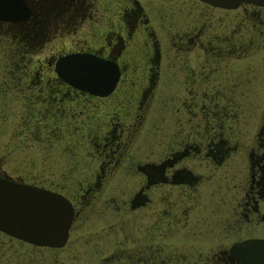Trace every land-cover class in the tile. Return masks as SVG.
I'll return each mask as SVG.
<instances>
[{"label":"flooded vegetation","instance_id":"af4514ba","mask_svg":"<svg viewBox=\"0 0 264 264\" xmlns=\"http://www.w3.org/2000/svg\"><path fill=\"white\" fill-rule=\"evenodd\" d=\"M21 1L29 9L25 19H0L3 48L23 57L58 38L65 47L47 64L64 53L90 52L114 62L118 77L100 96L69 85L53 65L46 77L36 75L57 81L50 90L60 94V110L81 115L74 103L89 102L81 117L89 112L93 120L88 125L80 117L89 128L80 138H91L94 153L81 179L72 163L60 183H32L69 202L63 243L36 245L0 231V264H264V5ZM252 93L261 105L246 103ZM180 94L176 104L161 103V96ZM151 96H159L152 111ZM95 116L105 118L102 127ZM117 176L128 182L120 191ZM131 214L138 217L135 232L128 229ZM90 224L92 231H81ZM183 233L217 242L203 244V252L192 246L178 252ZM248 241L259 244L230 252ZM84 247L88 258L81 260Z\"/></svg>","mask_w":264,"mask_h":264},{"label":"rangeland","instance_id":"374dc122","mask_svg":"<svg viewBox=\"0 0 264 264\" xmlns=\"http://www.w3.org/2000/svg\"><path fill=\"white\" fill-rule=\"evenodd\" d=\"M3 46L2 42L0 44V173L26 183L51 184L60 183V179L67 173L66 170L72 163H76L77 168L81 169L89 167L90 157L94 153L93 145H91V138L87 139V143L81 139L83 136L86 139L89 128L84 123V125L80 124L81 115L85 114L86 110H90L89 102L74 103L77 109L84 112L80 113L81 115L71 112L70 108L62 111L60 110V94L50 90L59 87L57 81L54 79H47L43 82L36 80V75L46 77L45 75L52 72L53 64L51 62L55 56L50 64H47L45 60L50 54L54 55L65 46L58 38H50L43 47L27 52L23 57H19L20 52L7 50ZM10 52L11 54H9ZM8 55L14 56V62L7 57ZM137 81L138 78L129 80L126 89L133 90ZM116 93L119 94L120 91ZM115 95L113 96V105L117 108L119 104ZM117 97L122 100V103L128 100V97L121 96V94ZM151 97L148 98L147 103H152L150 107L152 111L159 96H153V100L150 101ZM244 97L246 103L254 106H259L262 103L261 97L256 93ZM183 98L181 94L174 97L164 95L161 96V103L169 106ZM178 99L180 100L178 101ZM134 102L133 100V104ZM99 107L102 114L107 111L104 107ZM179 112L183 118V112L180 110ZM177 115L179 117V113ZM90 116L91 113L88 112V115L82 116L81 120L83 122L87 120L89 125L93 120ZM94 120L99 122V127H102L105 118L101 119L95 116ZM149 121L147 119V124ZM147 129H149V125ZM83 171L84 169L78 172V176L75 175V178L81 179ZM115 179L119 186L118 191L128 184L124 177L121 179V176H117ZM112 214L114 216V213ZM128 218V229L131 232L138 231V217L131 214ZM93 227L94 224H90L81 231L90 232ZM2 241L0 239V243ZM177 242L178 252H183L190 246L195 249L203 248L200 251L203 252L206 250L203 244H206L207 247L212 246L217 242V239L212 236L203 237L198 234L183 233ZM68 248L66 246L61 251L66 252ZM83 250L84 252L77 254L81 260L88 258L85 257L88 253L87 249L84 247ZM67 258H65V262L68 260Z\"/></svg>","mask_w":264,"mask_h":264},{"label":"water","instance_id":"95a60500","mask_svg":"<svg viewBox=\"0 0 264 264\" xmlns=\"http://www.w3.org/2000/svg\"><path fill=\"white\" fill-rule=\"evenodd\" d=\"M212 5L233 7L240 2L264 5V0H202ZM21 0H0V19L18 21L28 16ZM57 77L94 95H106L114 87L118 68L106 58L90 52H68L53 62ZM72 216L69 202L59 193L0 175V231L42 246H60ZM255 241L232 244L230 252ZM249 246V245H248ZM239 250V249H238ZM243 254V258H245Z\"/></svg>","mask_w":264,"mask_h":264}]
</instances>
